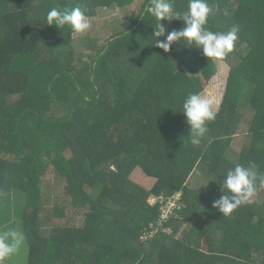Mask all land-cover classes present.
<instances>
[{"label": "trees", "instance_id": "16d2710c", "mask_svg": "<svg viewBox=\"0 0 264 264\" xmlns=\"http://www.w3.org/2000/svg\"><path fill=\"white\" fill-rule=\"evenodd\" d=\"M135 2L0 0V199L24 197L26 264H264V189L261 203L251 200L230 217L213 207L235 164L264 173V0H208L219 9L209 30L240 31L220 60L237 61L199 146L189 141L182 104L206 90L217 63L183 41L169 52L157 47V21L141 16L147 0L132 25L88 60L76 59L70 28L44 20L53 7L79 5L93 17L98 7ZM174 6L186 11L188 0ZM162 23L166 33L184 27ZM248 106L254 117L237 152L231 144ZM55 108L65 114L54 116ZM201 166L217 182L191 191ZM52 168L64 192L50 200L43 186ZM137 169L155 181L151 189L132 179ZM180 193L164 224L172 233L152 234L161 210L150 199Z\"/></svg>", "mask_w": 264, "mask_h": 264}, {"label": "clouds", "instance_id": "9594fccd", "mask_svg": "<svg viewBox=\"0 0 264 264\" xmlns=\"http://www.w3.org/2000/svg\"><path fill=\"white\" fill-rule=\"evenodd\" d=\"M219 9H214L208 0H188L186 11H178L174 0H147L141 16L149 15L157 23L153 36L157 37L156 46L169 52L174 43L183 41L186 48L202 50L203 55L213 61L224 60L234 51L239 42V27L233 25L228 31H211L207 27L210 16ZM227 15V12L224 13ZM92 17L87 9L79 5L74 7H53L44 18L48 25L57 28L67 26L74 33H85L92 28ZM182 20L184 27L166 33L162 23L165 20ZM165 37V39H160ZM186 123L190 127L188 136L191 145H201L209 131L208 123L215 121L218 115L216 104L199 93H189L182 104ZM215 181V180H213ZM221 195L213 201V207L225 217H230L234 211L249 203L257 193L264 189V173L254 171L237 163L229 169L226 176L219 182ZM24 242L22 233L7 230L0 233V264L13 256Z\"/></svg>", "mask_w": 264, "mask_h": 264}, {"label": "rangeland", "instance_id": "374dc122", "mask_svg": "<svg viewBox=\"0 0 264 264\" xmlns=\"http://www.w3.org/2000/svg\"><path fill=\"white\" fill-rule=\"evenodd\" d=\"M38 0H33L35 3ZM143 0H136L135 4L127 8H118L115 5L108 7H98L96 15L91 16L92 28L82 34L74 33V48L76 52V59L88 60L89 55H92L94 51L100 49L105 40L109 37L128 29L134 22L136 16L139 14ZM236 59H232L230 63H224L216 61L217 63V74L209 81L206 90L201 94L203 97L212 100L216 106L217 111L221 109V105L226 90L227 80L231 68L236 64ZM77 62V61H76ZM243 116L240 123L238 133L233 138L232 149L239 152L244 146V143L248 137V129L250 122L254 117V111L251 107L240 109ZM54 116L60 117L65 114V111L61 108H55L52 111ZM70 157V154H67ZM237 159L236 155L233 156ZM209 170L205 166L197 167L188 182L189 190L193 191L196 189H205L210 184L217 182V177L214 173L208 176ZM132 178L138 184L144 186L147 189H151L154 180L147 177L142 170H136ZM215 180V181H213ZM43 190L47 191L50 200H53L57 195H61L64 192V183L59 180L58 175L55 173L53 168L49 171L44 180ZM1 196V195H0ZM48 196V195H47ZM178 198V197H177ZM151 203L154 204L155 198H151ZM253 202L261 203L262 197L254 196ZM24 197L12 198L11 200L0 199V233L7 230H16L23 234L22 229V214L24 211ZM11 213V214H8ZM15 214L21 217H16ZM8 221V222H7ZM7 222V223H5ZM6 224V225H4ZM27 240L24 237V242L20 249L11 256L5 264H26L28 257V245Z\"/></svg>", "mask_w": 264, "mask_h": 264}, {"label": "built area", "instance_id": "2783aa9c", "mask_svg": "<svg viewBox=\"0 0 264 264\" xmlns=\"http://www.w3.org/2000/svg\"><path fill=\"white\" fill-rule=\"evenodd\" d=\"M178 197V198H177ZM182 199V193L177 194L173 198L165 199L163 198H155V203L152 204L151 200L150 203L152 205H156L159 203L161 213L159 214V220L156 223H151L150 230L152 234H155V232L163 231L166 233H172V230L170 228H166L164 224H166L168 221H170L172 216H175L174 214L175 210L180 204V201Z\"/></svg>", "mask_w": 264, "mask_h": 264}, {"label": "crops", "instance_id": "0c3cea01", "mask_svg": "<svg viewBox=\"0 0 264 264\" xmlns=\"http://www.w3.org/2000/svg\"><path fill=\"white\" fill-rule=\"evenodd\" d=\"M139 170V169H138ZM133 179V178H132ZM153 183H155V181L153 182Z\"/></svg>", "mask_w": 264, "mask_h": 264}]
</instances>
